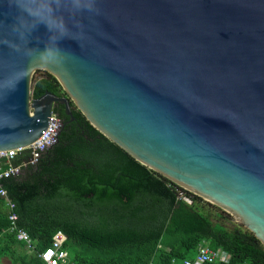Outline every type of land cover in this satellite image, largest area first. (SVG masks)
I'll return each mask as SVG.
<instances>
[{
  "label": "water",
  "instance_id": "1",
  "mask_svg": "<svg viewBox=\"0 0 264 264\" xmlns=\"http://www.w3.org/2000/svg\"><path fill=\"white\" fill-rule=\"evenodd\" d=\"M33 64L65 96L31 100ZM70 101L264 248V0H0V151L34 142L56 104L71 121Z\"/></svg>",
  "mask_w": 264,
  "mask_h": 264
},
{
  "label": "trees",
  "instance_id": "2",
  "mask_svg": "<svg viewBox=\"0 0 264 264\" xmlns=\"http://www.w3.org/2000/svg\"><path fill=\"white\" fill-rule=\"evenodd\" d=\"M45 93L63 95L51 75L38 72L29 98ZM51 111L62 125L55 143L33 166L1 183L33 251L5 231L7 209L0 200V264H43L37 254L56 231L67 236L73 264H180L198 245L224 251L228 264H264V248L251 233L226 224L223 212L138 164L70 102L71 121L61 105Z\"/></svg>",
  "mask_w": 264,
  "mask_h": 264
},
{
  "label": "built area",
  "instance_id": "3",
  "mask_svg": "<svg viewBox=\"0 0 264 264\" xmlns=\"http://www.w3.org/2000/svg\"><path fill=\"white\" fill-rule=\"evenodd\" d=\"M59 127L60 122L51 111L45 130L34 142L26 147L0 151V200L7 209L8 221V227L5 231L13 234L15 241L22 243L26 252L33 251L31 239L24 231L17 229L14 204L9 200L1 183L5 179L20 175L26 166H33L41 153L55 143ZM16 160H18L17 163H14ZM179 196L184 203H190L188 198ZM68 245L67 236L61 231H56L52 234L49 245L40 251L37 257L43 264H73L68 257ZM229 259L230 256L222 250H210L204 245H198L195 248L194 256L191 259L181 261L180 264H228Z\"/></svg>",
  "mask_w": 264,
  "mask_h": 264
},
{
  "label": "rangeland",
  "instance_id": "4",
  "mask_svg": "<svg viewBox=\"0 0 264 264\" xmlns=\"http://www.w3.org/2000/svg\"><path fill=\"white\" fill-rule=\"evenodd\" d=\"M38 72H46V71H44L43 69H34L33 71H30V72H28V94L30 95V88H31V83H32V77L35 75V74H37ZM47 73V72H46ZM59 85V84H58ZM60 86V85H59ZM60 89H61V91H62V97L63 96H65V91L61 88V86H60ZM70 103L73 105V107L76 109V110H78L77 108H76V106L73 104V102L72 101H70ZM179 187V186H178ZM181 188V187H180ZM181 189H183V188H181ZM184 191H187V190H185V189H183ZM188 193H190L189 191H187ZM192 194V193H191ZM199 198V197H198ZM200 199V201H201V204H208V205H210V206H214L217 210H219V211H221V212H223L226 216H227V220L225 221L226 222V224H228V225H233V226H238V227H240L241 229H243V230H246L245 229V227H243V225H241L239 222H237V221H235L234 220V218L232 217V216H230L229 214H227L226 212H224V211H222L220 208H218L217 206H215V205H213L212 203H209V202H207V201H205V200H203V199H201V198H199ZM247 231V230H246ZM28 253H30V251H27ZM174 264H179V262H175Z\"/></svg>",
  "mask_w": 264,
  "mask_h": 264
},
{
  "label": "bare ground",
  "instance_id": "5",
  "mask_svg": "<svg viewBox=\"0 0 264 264\" xmlns=\"http://www.w3.org/2000/svg\"><path fill=\"white\" fill-rule=\"evenodd\" d=\"M42 69V67L39 64H33L30 67H28V72L33 71L34 69Z\"/></svg>",
  "mask_w": 264,
  "mask_h": 264
}]
</instances>
